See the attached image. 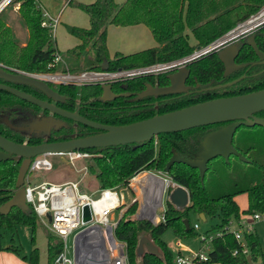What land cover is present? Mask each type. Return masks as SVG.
I'll return each mask as SVG.
<instances>
[{
  "label": "trees",
  "instance_id": "16d2710c",
  "mask_svg": "<svg viewBox=\"0 0 264 264\" xmlns=\"http://www.w3.org/2000/svg\"><path fill=\"white\" fill-rule=\"evenodd\" d=\"M15 3L19 4V14L28 36L23 43L16 41L11 36V29L0 20V63L28 73L48 72L47 64L56 49L49 31L41 27L42 11L35 0H15L13 4ZM76 6L88 15L90 27L67 28L68 33L80 41L77 47L65 54L66 68L71 73L102 70L103 64H106L107 71L130 70L183 58L190 55L196 47L211 43L256 14L264 6V0H125L120 5L114 0H95L90 5ZM140 24L149 29L157 47L129 55L116 53L110 58L106 44L108 27ZM253 37L257 48L264 53V26ZM189 38L193 39L195 46H191ZM258 61L252 48L243 41L239 45L236 63L247 66L224 78L223 65L217 53L210 54L189 66L192 83L195 79L201 86H217L240 78L246 71L247 76L220 90L170 100H161L164 97H159L161 102L157 107L152 97L131 100L132 97L124 96L102 102L99 100L102 91L98 85L58 86L55 90L65 98L60 106L68 112H74L79 107V115L90 121L107 126H126L212 99L262 90L264 64H259ZM152 81L150 78H137L116 83L114 88L117 94L139 93L144 90L146 82ZM21 90L28 93L34 89L21 86ZM34 92L40 98L44 97L40 92ZM20 109L38 111V107L0 90V135L16 143L39 144L38 138L26 139L22 133L1 120L7 116L10 121ZM255 116L264 118V111ZM64 121L65 127L55 131L49 142L69 140L72 135L81 138L99 133L71 120ZM230 123L164 133L141 144L81 150L93 155V163L88 166V170L94 175L97 190L127 188L133 176L157 171L188 192L187 207L178 210L166 201V208L162 212L163 220L156 225L131 219L136 212L137 203L117 209L119 212L125 208L116 220L114 235L126 246L128 264H173L174 255L161 237L168 229L172 230L178 240L194 235L190 214H203L206 219H217V223L206 233L205 240H201L206 243L210 239L208 261L202 264H248L247 256H250L254 264L262 256L257 236L244 230L243 240L238 242L234 238L232 227L238 226L242 216L255 213L264 215V128L241 126L236 130L232 146L246 162L233 155L228 162L220 157L213 159L206 165L203 180L200 179L198 169L183 163H174L165 172L166 164L173 154L186 160H194L201 151L198 140ZM72 126L76 127L74 133H71ZM21 162V159L11 158L0 163V207L14 195ZM149 180L152 188L146 202L152 207L159 201L162 182L154 177H149ZM240 195L246 196L245 210H241L236 202V197ZM36 220L33 210L22 212L12 208L7 214H0V229L13 233L18 226H28L32 230L34 242ZM49 235L56 239L51 242V237H47L48 257L54 259L62 250V241L50 233ZM142 239L148 240L159 255L147 252L145 245L144 251L139 253L138 245ZM243 245L248 250L247 254L242 252ZM7 250L19 256L16 247L10 246ZM233 251H237V255L234 256ZM22 259L28 264H39L38 250L33 249L28 257L24 255Z\"/></svg>",
  "mask_w": 264,
  "mask_h": 264
},
{
  "label": "water",
  "instance_id": "95a60500",
  "mask_svg": "<svg viewBox=\"0 0 264 264\" xmlns=\"http://www.w3.org/2000/svg\"><path fill=\"white\" fill-rule=\"evenodd\" d=\"M247 44L252 48L255 55L260 60V63L264 64V53L257 48L253 36L247 38ZM238 51L237 45H231L217 53L218 59L225 69L224 76H227L236 68L234 60ZM102 70H107L106 64H103ZM187 75L188 71L185 68H181L177 73L168 76L170 82L168 87L153 88L151 85H146L145 90L137 94L134 100H141L148 96H166L181 93L183 92L184 81ZM0 80L13 85L32 87L44 94L52 103L47 100H40L6 84H0V90L7 91L16 98L36 106L41 110L47 111L52 115H57L62 119L71 120L100 132L96 135L71 138L60 142H44L37 145L16 143L0 135V163L11 158L22 160L15 183L16 190L14 195L7 203L0 207V214H7L12 208H17L22 212H28L29 208L24 200V179L30 161L38 156L65 155L74 151L87 149L141 144L164 133H177L198 127L231 122L226 127L208 133L202 139L198 140L201 151L196 155L194 160H186L173 154L166 164V173L174 163H183L191 168L198 169L200 179L203 180L207 169L206 165L213 159L220 157L224 159L225 162H228L230 156L233 155L239 160L246 162L245 158H243L232 146L233 137L239 127L260 126L264 128V118L255 116L256 113L264 111V89L242 95L212 99L183 109L155 115L149 119L126 126H107L80 116L78 114V109H76L75 112H68L58 108L55 103L63 102L64 98L50 88L46 82L29 74L0 67ZM238 81L239 80H236L226 85L217 86L213 89L231 86ZM100 88L102 94L99 100L102 102L132 95H115L112 93L111 85L109 84L101 85ZM4 122L14 130H21L29 134H40L42 137L48 136L51 130L58 131L60 128L64 127V122L62 120L55 119L52 116L34 120L23 128L13 127L6 119H4ZM166 201L176 209L182 210L187 207L189 203V195L185 188L177 186L168 194ZM46 218L48 222L51 221V216L49 214ZM199 218L202 221L206 220L203 214H200ZM89 221V208L85 206L83 208V222L86 223ZM185 225H188L186 221ZM143 245H145L147 252L156 256L159 255L156 248L146 239H142L139 242V253L144 251ZM246 260L248 264H252L250 256H247Z\"/></svg>",
  "mask_w": 264,
  "mask_h": 264
},
{
  "label": "built area",
  "instance_id": "2783aa9c",
  "mask_svg": "<svg viewBox=\"0 0 264 264\" xmlns=\"http://www.w3.org/2000/svg\"><path fill=\"white\" fill-rule=\"evenodd\" d=\"M15 0H0V15L10 6ZM58 18L50 16L46 11H42L41 27L47 29L53 38ZM264 26V6L247 20L237 24L233 29L226 34L212 41L211 43L197 47L190 55L185 56L167 63H159L147 67H140L130 70H86L79 74L71 73L66 68V63L59 52H55L50 62L47 64L48 72L45 73H28L39 80L46 82L48 85L83 87L89 85H112L119 82L131 80L136 77L154 74L156 72L170 70L178 67H183L188 63L215 53L223 47L230 45L240 39L253 35L257 30ZM63 65V72H58L59 66ZM71 163L75 160H84L89 157L86 152L74 151L65 155ZM50 155H42L35 157L30 161L27 174L24 179V200L29 209L33 210L36 218L40 221L49 214L51 221L47 227L49 233L59 238L62 241V250L55 257L53 264H128L126 246L124 243L115 238L114 232L117 226L116 220H112L111 216L121 206L122 196L118 194L116 189L97 190L96 196L84 193L80 189L78 182H66L62 184L41 181L34 183L31 180L32 175L38 171H51L53 166L48 159ZM85 171V168L83 169ZM154 177L162 182L159 201L154 206L150 214L145 215L143 212L144 194L147 189L141 182L147 177ZM177 184L173 183L169 178H161L149 172H142L133 176L128 183L126 189L139 194L133 201L139 204L136 218L142 221H148L152 225H156L163 220V215H157V210L162 204V200L166 199L172 189L176 188ZM100 207L94 205L95 202L101 201ZM87 206L90 212V221L83 222V208ZM261 214L255 213L251 215L252 221L256 222L261 219ZM154 217V219H153ZM161 219V220H159ZM247 223L240 220L236 229L233 230L234 238L238 242L243 240V231L252 232L253 223ZM82 227V228H81ZM194 230L197 225L193 226ZM73 235V256L69 255V247L67 238ZM206 235L201 239L205 240ZM112 242V244H110ZM210 245V239L204 243ZM175 247L177 253L173 258V264H202L208 261V253L204 251L189 252L183 255L180 251L182 248L181 242L176 241ZM210 250V249H209ZM244 254L248 250L243 245ZM234 256L237 251H233Z\"/></svg>",
  "mask_w": 264,
  "mask_h": 264
},
{
  "label": "rangeland",
  "instance_id": "374dc122",
  "mask_svg": "<svg viewBox=\"0 0 264 264\" xmlns=\"http://www.w3.org/2000/svg\"><path fill=\"white\" fill-rule=\"evenodd\" d=\"M66 0H51L52 2V11L54 13H57L54 8L59 4H64ZM36 4L39 6L41 11H46L47 12V6L48 0H35ZM75 4V1H72L71 6L73 7ZM19 4L15 3L9 8H7L1 15H0V20L4 22L5 26L9 27L11 29V36L16 40L21 43L25 42L28 36V31L27 28L25 27L24 23H22L20 14H19ZM49 10V9H48ZM50 10L47 12L50 16L54 17L51 15ZM67 30V28H66ZM261 31V30H260ZM68 33V30H67ZM63 31L59 29L55 33V41L57 42V45L59 48H74L77 43V40L75 38L68 37L65 38L63 37ZM69 34V33H68ZM70 35V34H69ZM244 42H246V39H243ZM242 41V42H243ZM189 42L191 46H195V43L192 38H189ZM241 42V43H242ZM74 43V45H73ZM240 43V44H241ZM239 46V45H238ZM237 46V47H238ZM196 49V48H195ZM108 50V46H107ZM66 50H63L62 52L64 53ZM109 53V50H108ZM114 55V54H113ZM112 55V56H113ZM109 56L110 53H109ZM113 58V57H112ZM67 60V59H66ZM85 64V63H84ZM83 64V66H84ZM63 65L61 64L59 66L58 72H63ZM84 70H80L76 72V74H79L83 72ZM86 71V70H85ZM55 88V86H53ZM76 131V127L72 126L71 128V133H74ZM25 141V140H24ZM157 141V140H156ZM89 157L84 160H75L73 163L69 161V159L65 156H50L48 159L52 163V170L51 171H43V170H38L36 171L32 177L31 180L34 183H38L41 181H47V182H52V183H57V184H62L60 182L66 183V182H78L80 185L81 191L84 193L93 195L92 197L94 198L96 196V187H95V178L94 175L91 174L88 170V166L93 163L91 161L92 154L87 153ZM85 168V171L83 170ZM148 173V172H147ZM149 174H154L159 177H163L168 179V177L165 174H162L161 172L153 171L149 172ZM116 189V188H113ZM118 194L122 196V201H121V206L127 207L131 204H134L133 200L138 197L137 190L135 192H131L130 189L126 188H117ZM140 201L144 200L143 198L139 197ZM142 203V201H141ZM144 207H143V212L145 215H148L149 210L146 208L148 204L145 202ZM237 203L240 207V209L245 210L246 209V196L245 195H240L237 198ZM146 205V206H145ZM122 208L119 212L116 210L114 214H112L111 219L112 220H118L119 215L125 211V208ZM149 207V206H148ZM139 204L137 203L136 207V212L138 211ZM166 208V199L162 200L161 206L157 210V215L160 216L162 212ZM136 212L131 216L132 220H135L136 222L142 221L138 218H136ZM148 212V213H147ZM154 219V217H153ZM190 223L192 226L197 225V229H195V234L192 236H189L187 238L181 239L183 244L189 251L187 252H198V251H204L205 253H208L210 250V245L204 244L201 242V239L206 235V233L217 223V219H206L205 221H202L199 218V215H194L190 214L189 216ZM252 217L251 216H242L241 220L245 221L247 223H251ZM44 221H40L39 219L36 220V226H35V234H34V242H32V230L28 226H18L14 230V232H10L5 229H0V249H6L9 248L10 246H14L18 249L19 251V256L13 253L10 250H7L6 252L9 253L10 255L12 254L18 260L24 261L22 259V256H29L31 251L33 249L38 250L39 254V264H53L52 262V257H48V251H47V237H51V242H54L56 239L49 235V230H48V221L44 218ZM161 220V219H159ZM252 225V234L257 236L259 242H260V248H261V253L262 256L258 258L257 262L254 264H264V215L261 216V219L253 222ZM82 228V227H81ZM237 226H233L232 229H236ZM162 240L166 243L168 246L169 250L172 252V254L175 256L177 253V250L174 248V241L176 237L174 236L173 232L171 229H168L163 235H162ZM112 244V242L110 243ZM67 245L69 247V255L73 256V235L71 234L67 238ZM187 252H183V255H186ZM55 259V258H54ZM53 259V261H54ZM6 261L8 262V259H3L2 262ZM26 262V261H25ZM196 264V263H195Z\"/></svg>",
  "mask_w": 264,
  "mask_h": 264
},
{
  "label": "crops",
  "instance_id": "0c3cea01",
  "mask_svg": "<svg viewBox=\"0 0 264 264\" xmlns=\"http://www.w3.org/2000/svg\"><path fill=\"white\" fill-rule=\"evenodd\" d=\"M72 1H75L74 6L72 7ZM125 0H114V2L118 5L122 4ZM95 0H66L64 4L59 3L54 10L57 13H54L52 10V2L51 0H48L47 6V12L50 10V14L53 15L54 17L58 18V25L56 27L55 33L61 29L63 31V37L67 38H75L77 40V43H75V47H77L80 44V41L67 33L66 28L68 27H76V28H81V29H88L90 27V22H89V17L88 15L79 9L76 5H90L93 4ZM49 9V10H48ZM55 33L53 35V40H54V47L57 52L61 54L63 57L64 61L66 59V52L74 49V48H59L57 45V42L55 41ZM106 44L108 46V50L110 53V58H112L116 53L122 54V55H129L133 53H137L146 49H152L157 47V43L153 39L149 29L140 24V25H135V26H128V27H116L110 25L107 29V40ZM74 45V43H73ZM63 50H66L64 53L62 52ZM114 54V55H113ZM113 55V56H112ZM151 177V176H149ZM149 177L146 179L142 180V184L145 185L144 189H147V194H150V189L152 188L151 182L149 180ZM144 181V182H143ZM63 183V182H60ZM236 197V202H237ZM146 201V196L144 195V202ZM147 202H145L146 204ZM146 206V205H145ZM246 207H247V199H246ZM146 208L149 210V213H151V210L148 206ZM243 210V209H241ZM148 213V212H147ZM180 241L182 248L180 249L181 253L184 251L187 252L189 249L185 247L183 242L181 240H178L177 238L175 239L173 245L175 247V242ZM177 250V249H176ZM6 249H0V264H28L25 261H20L18 258L13 256L12 254L10 255L9 253L6 252ZM189 253V252H187ZM8 259V262L3 259Z\"/></svg>",
  "mask_w": 264,
  "mask_h": 264
},
{
  "label": "flooded vegetation",
  "instance_id": "af4514ba",
  "mask_svg": "<svg viewBox=\"0 0 264 264\" xmlns=\"http://www.w3.org/2000/svg\"><path fill=\"white\" fill-rule=\"evenodd\" d=\"M250 36H253V35H250ZM250 36H247V37H245V38H243V39H246V42H247V38L248 37H250ZM243 39H240V40H238V41H236V42H234V43H232V44H230V45H227V46H225V47H223L222 49H224V48H226V47H228V46H231V45H240V43L243 41ZM197 48V47H196ZM222 49H220V50H222ZM238 49H239V46H238ZM219 50V51H220ZM219 51H217V52H215V53H218ZM211 54H213V53H211ZM210 54H208V55H206V56H203V57H200V58H198V59H196V60H194V61H192V62H190V63H188L187 65H185V66H183V67H178V68H174V69H170V70H165V71H160V72H156V73H154V74H150V75H145V76H140V77H136V78H133V79H137V78H150V80H153L152 82H146L145 83V87H146V85H151L153 88H164V87H168L169 85H170V82H169V80H168V76H170V75H173V74H175V73H177L181 68H185L187 71H188V75H187V77H186V79H185V81H184V86H183V92H181V93H177V94H170V95H166V96H148V97H152V98H154L155 99V101H154V105L157 107L158 106V104H159V102H161V100H164V99H166V100H170V99H172V98H177V97H180V96H192V95H199V94H203V93H206V92H211V91H214V90H220V89H222V88H219V89H213V88H215V87H217V86H222V85H226V84H228V83H231V82H233V81H236V80H241V79H244L247 75H246V72L244 73V75H242L240 78H237V79H235V80H232V81H230V82H227V83H224V84H220V85H217V86H201V84L198 82V81H196L195 79L193 80V82L194 83H192V78H191V73H190V71H189V66L192 64V63H194V62H196V61H198V60H200V59H202V58H204V57H207V56H209ZM238 55V54H237ZM237 55H236V57H235V60H234V64H235V66H236V68L230 73V74H228L227 76H224V72H223V77L224 78H227L228 76H230L231 74H233L234 72H236V71H238V70H240V69H243V68H245L246 66H247V64H238V63H236V58H237ZM184 58V57H183ZM258 63L259 64H262V63H260V60L258 61ZM223 65V64H222ZM263 65V64H262ZM0 67H3V68H7V69H11V68H8V67H6V66H4V65H2L1 63H0ZM238 67V68H237ZM223 69H224V66H223ZM15 70V69H14ZM17 71H19V70H17ZM224 71H225V69H224ZM21 72V71H20ZM159 77H162L163 79L162 80H157V78H159ZM132 80V79H131ZM2 82L0 83V84H6V85H8V86H11V87H13V88H16V89H18V90H20V91H23V90H21V86L20 85H13V84H9V83H6V82H4L3 80H1ZM238 81V82H239ZM124 82V81H123ZM237 82V83H238ZM236 84V83H235ZM234 85V84H233ZM50 86V88H52L55 92H57L56 90H55V88H53V86L52 85H49ZM114 84H112L111 85V91H112V93L113 94H115V95H120V94H117L116 92H115V88H114ZM232 86V85H231ZM226 87H229V86H226ZM226 87H223V88H226ZM30 88H32V87H30ZM32 89H34V88H32ZM35 91H38V90H36V89H34ZM34 90H31L30 92H28V94H30V95H32V96H34V97H36V98H38V99H40V100H47L48 102H51L52 103V101L51 100H49V99H47V97L43 94V98H40V96H38V94L37 93H35L34 92ZM144 90H145V88H144ZM143 90V91H144ZM24 92V91H23ZM38 92H40V91H38ZM25 93H27V92H25ZM41 93V92H40ZM58 93V92H57ZM139 93H141V92H139ZM139 93H126V94H132V95H130V97H132V99L131 100H134V98L136 97V95L137 94H139ZM42 94V93H41ZM61 96V95H60ZM42 97V96H41ZM159 97H164L163 99H161V100H159ZM230 97V96H229ZM64 98V97H63ZM222 98V97H221ZM217 99V98H216ZM65 102V98H64V101L63 102H60V103H55L56 104V106L58 107V108H60V109H63V110H65V111H67L65 108H63L62 106H60L61 104H63ZM76 109H78V111H79V107L78 108H76ZM76 109H75V111H76ZM74 111V112H75ZM79 114V113H78ZM48 116H52L53 118H55V119H60V120H62L63 122H64V127H65V119H62V118H60L59 116H57V115H52V114H50L49 112H47V111H44V110H41L40 108H38V111L37 112H34V111H32V110H19V111H17L16 112V114L10 119V121H9V119H8V117L7 116H5V117H3L1 120L4 122V119H6L7 121H8V123H10L13 127H15V128H23L24 126H27L29 123H31L32 121H34V120H40V119H43V118H46V117H48ZM73 122V121H72ZM73 123H75V122H73ZM75 124H78V123H75ZM63 127V128H64ZM16 131H18V130H16ZM18 132H20V133H22L25 137H26V139H28V138H30V137H34V138H38L39 139V141H40V143H44V142H49V139L51 138V136H52V134L55 132L54 130H51V132H50V134L48 135V136H45V137H42L40 134H29V133H27V132H24V131H21V130H19ZM100 133V132H99ZM71 138H76V137H74L73 135H72V137ZM26 143V142H25ZM39 143V144H40Z\"/></svg>",
  "mask_w": 264,
  "mask_h": 264
},
{
  "label": "bare ground",
  "instance_id": "6f19581e",
  "mask_svg": "<svg viewBox=\"0 0 264 264\" xmlns=\"http://www.w3.org/2000/svg\"><path fill=\"white\" fill-rule=\"evenodd\" d=\"M157 179V178H156ZM146 197L148 196V194H147V192H146V194H144ZM146 202V201H145ZM94 205L96 206V207H100L101 205L103 206V204H102V200L101 201H97V202H95L94 203ZM149 206V205H148ZM152 207H150L149 206V208H150V210H151V212L153 211V209H154V206H156V205H151Z\"/></svg>",
  "mask_w": 264,
  "mask_h": 264
}]
</instances>
